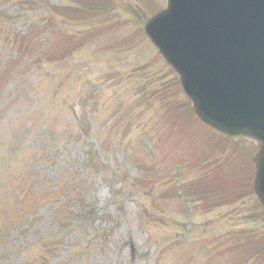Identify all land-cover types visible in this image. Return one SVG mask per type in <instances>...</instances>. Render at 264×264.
Returning <instances> with one entry per match:
<instances>
[{
  "label": "rangeland",
  "instance_id": "374dc122",
  "mask_svg": "<svg viewBox=\"0 0 264 264\" xmlns=\"http://www.w3.org/2000/svg\"><path fill=\"white\" fill-rule=\"evenodd\" d=\"M113 1L0 0V264H264L253 146L171 123L165 0Z\"/></svg>",
  "mask_w": 264,
  "mask_h": 264
},
{
  "label": "water",
  "instance_id": "95a60500",
  "mask_svg": "<svg viewBox=\"0 0 264 264\" xmlns=\"http://www.w3.org/2000/svg\"><path fill=\"white\" fill-rule=\"evenodd\" d=\"M144 30L200 123L255 143L253 188L264 211V0H167Z\"/></svg>",
  "mask_w": 264,
  "mask_h": 264
},
{
  "label": "trees",
  "instance_id": "16d2710c",
  "mask_svg": "<svg viewBox=\"0 0 264 264\" xmlns=\"http://www.w3.org/2000/svg\"><path fill=\"white\" fill-rule=\"evenodd\" d=\"M92 3H93V2L87 0L86 3H85V4H86L85 9L87 10V9L89 8V5H91ZM97 10H98V8L95 7L94 11H97ZM94 156H96V155H94Z\"/></svg>",
  "mask_w": 264,
  "mask_h": 264
}]
</instances>
